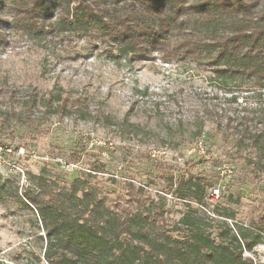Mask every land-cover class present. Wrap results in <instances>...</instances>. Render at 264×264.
I'll list each match as a JSON object with an SVG mask.
<instances>
[{"label":"rangeland","instance_id":"obj_1","mask_svg":"<svg viewBox=\"0 0 264 264\" xmlns=\"http://www.w3.org/2000/svg\"><path fill=\"white\" fill-rule=\"evenodd\" d=\"M13 3L6 0L7 13ZM8 31L10 44L0 52V177L12 196L0 202L1 264H47L36 208L15 199L39 177L61 187L97 183L113 209L133 182L171 227L188 210L173 191L200 179L211 185L208 195L221 190L214 203L205 199L208 211L216 208L232 216L231 226L262 237L245 256L264 262V171L250 163L257 152L219 132L215 122L216 114L256 117L264 90L247 80H220L191 59L166 61L156 53L132 60L87 38ZM59 97L72 114L58 109ZM204 223L207 231L221 225Z\"/></svg>","mask_w":264,"mask_h":264},{"label":"trees","instance_id":"obj_2","mask_svg":"<svg viewBox=\"0 0 264 264\" xmlns=\"http://www.w3.org/2000/svg\"><path fill=\"white\" fill-rule=\"evenodd\" d=\"M13 2L7 13L6 0H0V52L10 44L8 29L23 28L41 39L68 34L87 38L91 46L105 44L112 56L140 61L160 53L166 61L202 62L220 80L240 85L247 80L253 89L264 90V0ZM59 98L58 109L72 114L68 101ZM234 100L232 96L229 102ZM215 122L219 132L254 149L257 161L250 163L264 171V110L237 119L216 114ZM131 126L142 130L139 124ZM36 180L15 199L36 208L47 264H264L245 256L262 244V237L231 226L227 219L232 216L220 215L216 208L208 211L211 185H201L200 179H189L173 191L188 205L173 227L163 213L153 214L139 196L142 187L133 182L124 198L114 200L113 209L109 193L97 183L75 181L61 187L44 177ZM6 188L0 177V202L10 194ZM205 220H220L221 225L207 231Z\"/></svg>","mask_w":264,"mask_h":264},{"label":"built area","instance_id":"obj_3","mask_svg":"<svg viewBox=\"0 0 264 264\" xmlns=\"http://www.w3.org/2000/svg\"><path fill=\"white\" fill-rule=\"evenodd\" d=\"M23 151L21 150L20 153H22ZM221 190L220 188H215L211 191V193L208 195V201H210L211 203H214L215 201H217L219 199Z\"/></svg>","mask_w":264,"mask_h":264}]
</instances>
